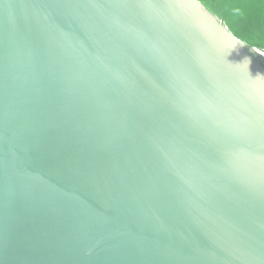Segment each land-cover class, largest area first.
Instances as JSON below:
<instances>
[{
    "label": "water",
    "instance_id": "1",
    "mask_svg": "<svg viewBox=\"0 0 264 264\" xmlns=\"http://www.w3.org/2000/svg\"><path fill=\"white\" fill-rule=\"evenodd\" d=\"M0 264H264V49L201 0H0Z\"/></svg>",
    "mask_w": 264,
    "mask_h": 264
},
{
    "label": "trees",
    "instance_id": "2",
    "mask_svg": "<svg viewBox=\"0 0 264 264\" xmlns=\"http://www.w3.org/2000/svg\"><path fill=\"white\" fill-rule=\"evenodd\" d=\"M236 36L264 49V0H201Z\"/></svg>",
    "mask_w": 264,
    "mask_h": 264
}]
</instances>
